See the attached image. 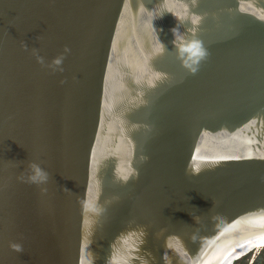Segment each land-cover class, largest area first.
Segmentation results:
<instances>
[{
  "label": "water",
  "instance_id": "obj_1",
  "mask_svg": "<svg viewBox=\"0 0 264 264\" xmlns=\"http://www.w3.org/2000/svg\"><path fill=\"white\" fill-rule=\"evenodd\" d=\"M263 230L264 0H0V264H230Z\"/></svg>",
  "mask_w": 264,
  "mask_h": 264
},
{
  "label": "clouds",
  "instance_id": "obj_2",
  "mask_svg": "<svg viewBox=\"0 0 264 264\" xmlns=\"http://www.w3.org/2000/svg\"><path fill=\"white\" fill-rule=\"evenodd\" d=\"M199 0H191L192 8L198 7ZM175 16V15H174ZM176 17V16H175ZM177 18V17H176ZM178 19V18H177ZM203 17L193 13L189 16L188 20L191 24V27L186 29V32L182 33L179 31V27H174L171 29L174 40L172 41L175 50L176 59L180 62L182 68H184L189 74H196L200 68L202 62L206 61L209 52L208 49L204 46V43L201 39L198 38L197 33L199 30L200 22ZM180 23H184L185 21L182 19H178ZM158 46L155 49V53L157 55L164 54L167 51L166 46L161 43L157 37ZM22 47L24 50H27V44L22 42ZM70 50L65 47L64 53L69 52ZM32 55L35 56L38 63L42 66L44 65V58L38 54V50L33 48ZM64 60V54H61L55 57L50 64L47 65L49 68L59 69ZM143 160H146L147 157H143ZM28 174L25 182L34 183L39 185L46 184L49 180V174L40 166V164L36 162H30L28 164ZM138 176V173H137ZM21 180H24V175L22 174L20 177ZM42 192H46V188H41ZM190 215V214H189ZM15 251H21L20 245L12 244L10 245Z\"/></svg>",
  "mask_w": 264,
  "mask_h": 264
},
{
  "label": "rangeland",
  "instance_id": "obj_3",
  "mask_svg": "<svg viewBox=\"0 0 264 264\" xmlns=\"http://www.w3.org/2000/svg\"><path fill=\"white\" fill-rule=\"evenodd\" d=\"M264 259V244L259 247H250L238 254L233 264H258Z\"/></svg>",
  "mask_w": 264,
  "mask_h": 264
},
{
  "label": "bare ground",
  "instance_id": "obj_4",
  "mask_svg": "<svg viewBox=\"0 0 264 264\" xmlns=\"http://www.w3.org/2000/svg\"><path fill=\"white\" fill-rule=\"evenodd\" d=\"M263 244H264V230L252 234L233 251L230 264H233L238 254L241 253L242 251L250 247L257 248L259 246H263Z\"/></svg>",
  "mask_w": 264,
  "mask_h": 264
},
{
  "label": "trees",
  "instance_id": "obj_5",
  "mask_svg": "<svg viewBox=\"0 0 264 264\" xmlns=\"http://www.w3.org/2000/svg\"><path fill=\"white\" fill-rule=\"evenodd\" d=\"M258 264H264V259L259 260V261H258Z\"/></svg>",
  "mask_w": 264,
  "mask_h": 264
}]
</instances>
